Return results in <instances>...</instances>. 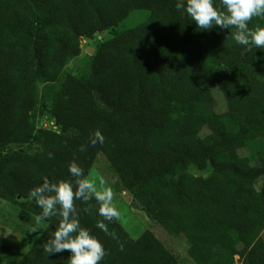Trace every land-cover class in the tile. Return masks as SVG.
<instances>
[{
    "label": "trees",
    "instance_id": "obj_1",
    "mask_svg": "<svg viewBox=\"0 0 264 264\" xmlns=\"http://www.w3.org/2000/svg\"><path fill=\"white\" fill-rule=\"evenodd\" d=\"M176 2L0 0V199L31 228L41 209L30 191L44 179H73V161L89 178L104 155L195 264H264V52L237 45L235 29H197ZM135 10L148 21L117 31ZM257 24L264 19L249 21ZM109 31L84 77L66 72L83 39ZM212 83L225 113L215 111ZM96 130L103 145L90 143ZM74 205L106 250L101 264L178 263L151 231L133 239L116 218L104 221L107 233L97 228L95 199ZM58 223L46 220L17 264H68V251L43 250Z\"/></svg>",
    "mask_w": 264,
    "mask_h": 264
},
{
    "label": "clouds",
    "instance_id": "obj_2",
    "mask_svg": "<svg viewBox=\"0 0 264 264\" xmlns=\"http://www.w3.org/2000/svg\"><path fill=\"white\" fill-rule=\"evenodd\" d=\"M175 7L186 14L197 29H235L232 38L237 45L243 46L245 51L254 48L264 52V26L249 27L253 17L264 19V0H219L218 4L216 0H177ZM104 142L105 137L99 130L90 138L92 146L103 145ZM68 172L73 179L55 183L44 179L41 185L30 191L29 197L41 212L35 216L34 225L28 231L37 233L46 220L56 217L58 227L43 249L48 257L68 251V264H101L106 250L102 242L81 225L74 201L87 203L95 199L99 204L98 215L103 217L96 227L107 233L104 221L111 222L119 216L113 203V192L103 186L98 189L75 161L69 164Z\"/></svg>",
    "mask_w": 264,
    "mask_h": 264
},
{
    "label": "rangeland",
    "instance_id": "obj_3",
    "mask_svg": "<svg viewBox=\"0 0 264 264\" xmlns=\"http://www.w3.org/2000/svg\"><path fill=\"white\" fill-rule=\"evenodd\" d=\"M150 17V13L144 10L133 11L128 19L124 21L116 30L124 31L133 29L139 25L145 24ZM112 31L98 34L94 39L82 40V54L79 58L74 59L66 68L67 73L78 77H84L87 66L94 56L99 44L112 38ZM213 95L216 99L215 111L219 114L227 111V102L222 92L216 84H211ZM195 100V98H194ZM37 111V115H38ZM42 119L44 123L51 128L54 127L51 116L46 113ZM256 149L243 151L242 156L251 157L255 154ZM257 164V161H255ZM198 176H207V172H194ZM97 188L101 186L110 188L113 192V203L116 205L119 216L116 220L122 225L127 233L133 238L138 239L145 231H151L155 236L172 252L177 259V264H195L188 255V246L181 238H175L169 235L143 208L138 204L122 187L120 180L114 172L111 164L104 155H99L95 161L92 172L89 176ZM264 185V179H261L259 186ZM258 186V188H259ZM44 229V225L41 227ZM29 220L16 207L0 199V264H17L19 260L27 253L30 247L39 238V233H30ZM261 240L264 243V232ZM243 246V245H242ZM240 257H236L239 261Z\"/></svg>",
    "mask_w": 264,
    "mask_h": 264
}]
</instances>
